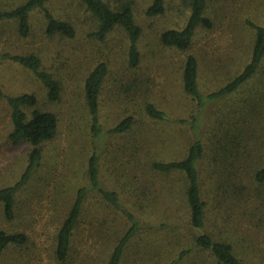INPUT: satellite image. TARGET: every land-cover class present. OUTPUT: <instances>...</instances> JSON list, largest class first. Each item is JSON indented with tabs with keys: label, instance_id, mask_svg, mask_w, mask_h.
I'll list each match as a JSON object with an SVG mask.
<instances>
[{
	"label": "trees",
	"instance_id": "1",
	"mask_svg": "<svg viewBox=\"0 0 264 264\" xmlns=\"http://www.w3.org/2000/svg\"><path fill=\"white\" fill-rule=\"evenodd\" d=\"M68 1L86 15L90 24L86 33L88 39L97 42L102 49L112 42L113 34L118 33L122 47L124 45L126 69L141 68L139 41L143 30L136 20L132 0H114L112 4L107 0ZM168 1L151 0L144 13L148 17L163 15ZM171 1L179 2L188 13L182 26L167 28L159 34V44L185 54L180 83L183 94L193 102L194 111L187 118L170 114L145 96L152 78H141L137 74L127 79L118 91L125 108L116 113L111 124H105L102 90L112 62L109 56H103L93 63L82 84L89 136L84 173L87 185L76 189L74 200L56 230L53 252L59 262L66 261L70 255L73 232L89 191L100 195L129 224L106 264H120L130 237L149 223L152 224L149 227L167 231L172 239H179L173 254L168 252L169 256L161 264H186L193 261L188 258L196 259L198 254L202 262L210 259L212 264H252L235 253L236 241L249 243L256 251L264 249L257 241V234L264 235V22H244L252 33L247 59L244 64L234 67L224 83L204 92L199 83L198 59L189 51L199 29L211 30L214 26L207 15L208 0ZM54 3L56 0H20L18 3L2 0L0 26L14 25L16 40L24 44L34 35L33 19L36 17L45 37L74 38L77 31L70 14L51 9ZM4 61L28 72L44 88L48 102L59 100L61 84L37 53L1 51L0 63ZM0 99L5 100L10 109L8 143L13 147L28 146L25 168L17 182L0 187L2 219L14 226L19 219L18 192L40 168L42 146L56 138L59 119L55 112L39 106L36 94L7 93L2 82ZM223 104L226 112L217 108ZM140 122H144V126H174L188 136L185 145L173 146L166 154L162 150L165 155L160 154L161 158L147 154L145 147L150 143V134L145 129L124 148L123 168L143 180V185H139L141 190L132 191L138 201L135 210L148 213L150 209V218L158 217L150 222L140 218L135 210L123 206L120 194L103 182L101 172L111 137L130 138L134 131L143 130L136 126ZM160 140L165 143L164 138ZM208 161L212 169L209 178L214 181L210 183V190L204 177ZM139 192L147 194V204ZM29 237L26 228H0V257L10 248L13 251L25 248ZM193 264H197L196 261Z\"/></svg>",
	"mask_w": 264,
	"mask_h": 264
},
{
	"label": "rangeland",
	"instance_id": "2",
	"mask_svg": "<svg viewBox=\"0 0 264 264\" xmlns=\"http://www.w3.org/2000/svg\"><path fill=\"white\" fill-rule=\"evenodd\" d=\"M13 1L18 3L20 0ZM107 1L114 3V0ZM132 1L136 20L143 34L139 41L141 68L131 71L124 64V45L122 47L120 35L114 33L112 42L109 41L106 47L100 49L97 42L86 36L90 25L86 15L68 0H56L51 9L55 8L58 12L62 10V14L64 10L70 14L77 31L74 38L45 37L36 17L33 19L34 35L24 44L16 40L14 25L0 26V32H3L0 33V52L17 54L29 50L37 53L43 65L59 80L62 88L59 100L48 102L44 88L28 72L8 61L0 63V82L7 93H34L39 106L55 112L59 119L56 138L42 146L40 168L34 178L18 192L19 219L16 226L4 222L0 206V228H26L30 236L27 246L22 250L8 249L0 257V264H106L117 241L129 227L122 214L110 207L95 191H89L73 232L70 255L64 262L54 258L53 241L56 230L74 200L76 189L87 185L84 173L89 136L83 109L82 84L95 61L109 56L112 62L109 78L102 90V116L105 124H111L116 119V113L125 108L123 100L118 97V91H121V86L127 79L137 74L141 78H152L145 96L170 114L187 118L194 111V104L183 94L180 83V68L185 54L159 44V34L167 28L182 26L187 10L179 2L170 0L163 15L148 17L144 10L151 0ZM207 15L214 26L211 30L199 29L189 51L198 59L199 83L204 92H210L224 83L236 66L244 64L252 34L244 22H264V0H208ZM217 108L224 110L225 104ZM144 125V122L136 125L143 130L134 131L130 138L123 139L113 135L101 166L103 182L116 189L123 206L132 210L137 209L138 205L132 191L141 190L139 185H143V180L140 181L141 177L136 178L135 173L123 168L125 146L144 132V129L150 134L148 138L151 145L148 143L145 147L150 157L161 158L160 154L170 153L173 146L188 142V136L174 126ZM9 130L10 109L5 100L0 99V187L17 182L26 164L28 146H11L7 140ZM160 138H164L165 143ZM162 150H165V154ZM210 164L209 161L205 164L204 176L208 190L213 181L209 178L212 177ZM145 192L139 193L147 204ZM135 211L145 221L158 219L150 218V209L148 213L139 209ZM149 225L141 227L130 237L120 264H161L169 256L168 252L173 254L179 239H172L171 235L168 236L169 232L157 231ZM257 241L263 246L264 235L257 234ZM234 248L235 253L247 258L249 263L264 264V249L256 251L251 244H239L237 241ZM188 259L193 261L186 264H193L195 261L197 264H212L210 259L202 262L199 254L196 259L192 256Z\"/></svg>",
	"mask_w": 264,
	"mask_h": 264
}]
</instances>
